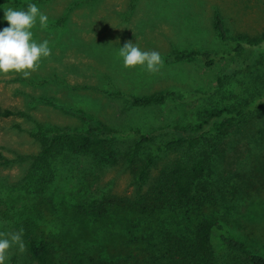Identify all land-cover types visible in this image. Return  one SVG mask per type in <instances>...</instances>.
Masks as SVG:
<instances>
[{
    "label": "rangeland",
    "instance_id": "374dc122",
    "mask_svg": "<svg viewBox=\"0 0 264 264\" xmlns=\"http://www.w3.org/2000/svg\"><path fill=\"white\" fill-rule=\"evenodd\" d=\"M31 3L48 16L46 28L37 21L33 38L47 40L52 54L42 59L30 78L0 74V107L32 117L0 120V151L13 160L9 167L0 166V232L20 231L25 222L41 231L44 222L40 214H49L50 208H44L48 193L38 197L35 181L26 178L43 147L31 135L39 125L46 130H86L88 123L74 111L117 130L119 139L127 143L138 138V130L153 134L146 149L151 151L170 138L163 128L195 124L205 112L242 107L255 99L262 104L217 142L208 186L214 196L223 194L216 218L231 234L264 255V55L253 61L255 55L247 47L211 68L201 59L167 60L174 52L193 49L229 53L231 45L221 41L214 28L216 13L223 17L231 41L261 39L264 0H0V28L8 26L5 7L23 9ZM129 40L141 50L158 51L163 67L155 73L146 67L125 68L119 48ZM226 72L229 77L219 88V77ZM155 93L174 95L160 105L134 107L130 103L132 96ZM196 93L201 96L190 98ZM175 156L162 153L153 177ZM63 157L70 160L63 159L56 186L49 192L74 189L78 195L81 189L86 193L87 182L80 176L90 170L92 158ZM95 187L119 196L135 191L123 166L108 169ZM100 237L104 239L103 234ZM123 258L128 259L127 255ZM6 264L36 263L26 248L20 252L14 246Z\"/></svg>",
    "mask_w": 264,
    "mask_h": 264
},
{
    "label": "trees",
    "instance_id": "16d2710c",
    "mask_svg": "<svg viewBox=\"0 0 264 264\" xmlns=\"http://www.w3.org/2000/svg\"><path fill=\"white\" fill-rule=\"evenodd\" d=\"M214 28L217 37L231 45L229 53L193 49L174 52L168 62L201 59L211 68L218 60L239 55L247 47L255 55L253 61L264 55V33L255 41H231L219 13L215 15ZM228 77L227 72L219 77V88ZM173 95L132 96L130 103L134 107L160 105ZM199 96L196 93L190 98ZM260 104L254 99L242 107L205 112L195 124L163 128L170 138L151 151L146 149L153 134L138 130V138L127 143L119 139L117 130L74 111L88 123L86 130H46L39 125L31 135L43 147L26 178L35 181L38 197L48 193L44 208L50 210L49 214L38 213L44 222L41 231L30 222L19 228L27 255L36 264H264V255L231 234L216 218L223 194L214 196L208 186L217 142ZM10 118L32 120L24 111L0 107V120ZM162 153L176 156L159 176L153 177ZM70 154L92 158L90 170L80 176V180L87 182V192H49L56 186L63 159L70 160L63 156ZM12 163L0 151V166L9 167ZM116 166H123L130 173L135 186L132 195L119 196L96 189L101 175ZM132 229L143 235H136Z\"/></svg>",
    "mask_w": 264,
    "mask_h": 264
},
{
    "label": "clouds",
    "instance_id": "9594fccd",
    "mask_svg": "<svg viewBox=\"0 0 264 264\" xmlns=\"http://www.w3.org/2000/svg\"><path fill=\"white\" fill-rule=\"evenodd\" d=\"M4 19L8 26L0 30V74L15 73L25 79L30 78L32 73L39 70L42 59L52 54L49 42H37L32 31L37 21L41 28H46L48 16L41 12L37 4L31 3L26 10L5 7ZM119 55L127 69L146 67L147 71L155 73L164 65L158 51L141 50L130 40L119 48ZM14 246H18L20 252L25 251L22 231L0 232V264H6Z\"/></svg>",
    "mask_w": 264,
    "mask_h": 264
}]
</instances>
